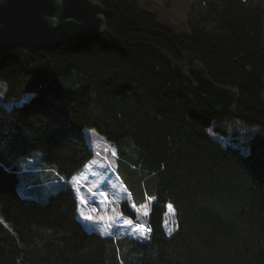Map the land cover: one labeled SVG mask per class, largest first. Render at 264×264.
<instances>
[{"label":"trees","instance_id":"obj_1","mask_svg":"<svg viewBox=\"0 0 264 264\" xmlns=\"http://www.w3.org/2000/svg\"><path fill=\"white\" fill-rule=\"evenodd\" d=\"M95 1L108 10L99 34L0 50V264H264V133L242 148L210 132L233 120L264 131V0H195L187 34L137 0ZM163 50L190 52L238 104L208 108ZM87 129L116 148L132 204L150 203L146 241L78 217L71 180L95 157ZM119 207L137 219L130 202Z\"/></svg>","mask_w":264,"mask_h":264},{"label":"rangeland","instance_id":"obj_2","mask_svg":"<svg viewBox=\"0 0 264 264\" xmlns=\"http://www.w3.org/2000/svg\"><path fill=\"white\" fill-rule=\"evenodd\" d=\"M194 3L195 0H137L142 9L157 14L160 25L169 26L183 34L189 32L187 20ZM6 90V84L0 81V104L4 103ZM217 127L226 130L227 136L217 135L214 132ZM210 132L224 146L236 145L242 148L244 142L255 134L264 133L260 127H249L237 120L215 124ZM85 134L95 151V157L80 175L71 180L78 196L80 216L89 230L101 235L146 241L148 229L145 213H149L150 203L142 207L132 204L131 196L116 172V148L95 130L87 129ZM125 201L130 202L136 212L135 221L122 216L119 206ZM101 217L104 219L101 220ZM122 218H125L123 222ZM165 230L169 235L177 231L176 214L171 206L167 207Z\"/></svg>","mask_w":264,"mask_h":264},{"label":"water","instance_id":"obj_3","mask_svg":"<svg viewBox=\"0 0 264 264\" xmlns=\"http://www.w3.org/2000/svg\"><path fill=\"white\" fill-rule=\"evenodd\" d=\"M107 14V8L95 0H0V50L36 52L97 35ZM162 55L181 82L201 92L211 110L229 111L238 104V92L217 84L190 52H183L179 61L167 50Z\"/></svg>","mask_w":264,"mask_h":264},{"label":"crops","instance_id":"obj_4","mask_svg":"<svg viewBox=\"0 0 264 264\" xmlns=\"http://www.w3.org/2000/svg\"><path fill=\"white\" fill-rule=\"evenodd\" d=\"M85 169H86V168H85ZM85 169H84V170H85ZM84 170H83V171H84ZM83 171H82V172H83ZM82 172H81V173H82ZM81 173H80V174H81ZM80 174H79V175H80ZM77 197H78V196H77ZM79 206H80V205H79ZM79 208H80V207H79ZM122 216H123V215H122ZM78 217L80 218V220H81L83 223H85V222L83 221L82 217L80 216L79 209H78ZM124 219H125V218H122L121 221L123 222ZM88 221H90V220L88 219ZM85 226L87 227V223H85Z\"/></svg>","mask_w":264,"mask_h":264},{"label":"snow or ice","instance_id":"obj_5","mask_svg":"<svg viewBox=\"0 0 264 264\" xmlns=\"http://www.w3.org/2000/svg\"><path fill=\"white\" fill-rule=\"evenodd\" d=\"M145 215H148V213H145ZM91 219H92V218H91ZM91 219H90V220H91ZM103 219H104V217H101V220H103Z\"/></svg>","mask_w":264,"mask_h":264}]
</instances>
